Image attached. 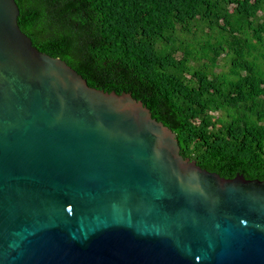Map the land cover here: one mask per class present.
Instances as JSON below:
<instances>
[{
  "label": "water",
  "instance_id": "1",
  "mask_svg": "<svg viewBox=\"0 0 264 264\" xmlns=\"http://www.w3.org/2000/svg\"><path fill=\"white\" fill-rule=\"evenodd\" d=\"M0 0V264H264V181L184 158L131 93L39 51Z\"/></svg>",
  "mask_w": 264,
  "mask_h": 264
},
{
  "label": "trees",
  "instance_id": "2",
  "mask_svg": "<svg viewBox=\"0 0 264 264\" xmlns=\"http://www.w3.org/2000/svg\"><path fill=\"white\" fill-rule=\"evenodd\" d=\"M41 52L131 93L180 154L264 181V0H15Z\"/></svg>",
  "mask_w": 264,
  "mask_h": 264
}]
</instances>
